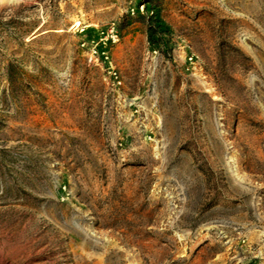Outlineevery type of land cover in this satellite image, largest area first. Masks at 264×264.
<instances>
[{"label":"rangeland","instance_id":"374dc122","mask_svg":"<svg viewBox=\"0 0 264 264\" xmlns=\"http://www.w3.org/2000/svg\"><path fill=\"white\" fill-rule=\"evenodd\" d=\"M0 264H264V0H0Z\"/></svg>","mask_w":264,"mask_h":264},{"label":"trees","instance_id":"16d2710c","mask_svg":"<svg viewBox=\"0 0 264 264\" xmlns=\"http://www.w3.org/2000/svg\"><path fill=\"white\" fill-rule=\"evenodd\" d=\"M153 36H154V32H153V30H151L150 33H149V37L152 39Z\"/></svg>","mask_w":264,"mask_h":264},{"label":"built area","instance_id":"2783aa9c","mask_svg":"<svg viewBox=\"0 0 264 264\" xmlns=\"http://www.w3.org/2000/svg\"><path fill=\"white\" fill-rule=\"evenodd\" d=\"M144 9V7H142Z\"/></svg>","mask_w":264,"mask_h":264}]
</instances>
